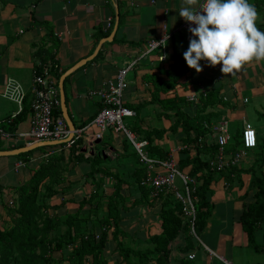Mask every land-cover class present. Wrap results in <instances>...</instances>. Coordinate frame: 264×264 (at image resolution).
Here are the masks:
<instances>
[{"label":"crops","instance_id":"0c3cea01","mask_svg":"<svg viewBox=\"0 0 264 264\" xmlns=\"http://www.w3.org/2000/svg\"><path fill=\"white\" fill-rule=\"evenodd\" d=\"M255 2L256 0H249L253 5ZM184 6L183 0H0V127L14 136L29 131L33 126L31 90L34 78L41 73L40 67L45 68L43 73L52 77L59 87L60 78L55 73H50L52 62L49 60L47 65L43 63L48 55V48L52 45L51 39L59 41V47L54 51L56 64L59 65L57 72L68 70L94 52L99 41L104 38L96 39L97 32L105 33L109 30V35L111 34L118 8L120 19L114 41L104 44L97 59L65 80L69 115L76 128L85 129L82 132L84 138L77 141L79 149L78 145L72 147L69 143L53 146L57 155L53 158L54 172L50 175L53 178L57 175L63 177L55 180L54 186L58 191L49 204L59 206L64 203L54 210L59 215L76 212L80 201L89 198L99 184L103 186L106 200L121 178V194L125 197L122 205L125 209L121 207L119 222L123 233L119 234L118 239L126 247L135 250L152 247V244L144 240L162 232L160 214L163 200H150V204L138 200L143 195L139 186L144 174L136 159L127 166L121 165L128 158L126 152L120 150L119 138L115 137L119 134L112 130L110 133L105 132L102 140L88 142L87 138L99 131L93 123L102 107L97 91L116 75L130 57L135 58L147 40L159 38L165 32L180 26L185 20L179 16V9ZM256 11V26L264 31V9ZM108 22H112V28H108ZM168 48L171 53L183 50L184 42L180 37H174L169 41ZM154 58L152 54L143 62L149 64ZM165 68L168 67L162 64L156 70L151 65L140 66L132 72V87L128 86L125 90L124 100L127 105H133L137 109L135 117L129 118L131 125L135 126L129 128L137 141L148 140L146 150L149 154L153 153L151 148L157 147L161 154H166L162 157H173L179 165L185 162L183 169L190 171L194 165L191 160L197 152L193 148L190 150L187 142L189 138L182 126L172 130L177 119L175 110L166 111L159 103L154 102L153 89L143 79L146 73L155 70V73L161 74V70ZM205 68L211 70V73L205 72ZM220 73L219 64L214 67L203 66L198 73L190 68L182 78L188 88H184L181 95L188 100L189 94L198 92L201 97L193 103L203 105L205 99L216 94L219 101L208 105L205 115L210 125L223 118L229 119L232 136H240L238 124L242 122L244 126L245 120L249 121V113L255 111L257 117L262 119L257 120L256 125L249 122L257 130L258 146L250 151L240 165L226 168L223 170L225 173H214L207 193L211 213L205 226L198 232L200 240L188 225L184 226L170 244L171 264H264V250H257L250 244L249 235L241 222V214L246 206L255 201L258 190V187L252 186L253 177L264 176V61L248 62L235 74L225 75L222 80H218ZM202 88L206 95L202 93ZM12 93L17 99L10 98L9 94ZM196 105L191 104L183 110L194 116L198 109ZM124 136L134 147L127 135ZM206 137L208 144L216 140L209 133ZM24 143L21 140L15 144L0 137V151L21 148L26 146ZM86 143L88 148H94L92 152L86 153L83 147ZM46 147L45 151H33L29 161L21 168L17 167V163L23 157L0 156L1 215L8 207L9 200L18 196L17 187L27 183L43 165L44 153L51 149ZM79 153H83L85 159L77 160L75 157ZM136 155L139 161L137 152ZM207 157L208 155L205 159ZM50 177L41 185L49 182ZM89 209V204L84 206L83 213H87ZM102 211L100 217L108 214L106 206ZM114 229L115 226L112 225L108 230L103 258L107 264H125ZM102 231L100 225L95 228L97 236ZM256 241L259 245L263 244L261 231L256 233ZM192 252L196 257L189 259L188 255ZM149 264L156 262L151 260Z\"/></svg>","mask_w":264,"mask_h":264},{"label":"trees","instance_id":"16d2710c","mask_svg":"<svg viewBox=\"0 0 264 264\" xmlns=\"http://www.w3.org/2000/svg\"><path fill=\"white\" fill-rule=\"evenodd\" d=\"M254 7L257 10L264 9V0H256ZM109 33V30L105 33L97 32L95 38L99 39L101 37H106ZM51 34L54 35L53 33ZM51 40L52 45L48 48V55L45 57L43 63L47 65L50 60L53 64V67L50 68V73H55L56 77L59 79L66 70L60 73L57 72L58 64H56L55 61L54 51L59 47V41L56 38ZM100 52L97 57L100 55ZM183 52L184 51L181 50L170 52L168 58L171 61V66L162 69L160 72L161 74L155 73V70H153L154 72L150 71L144 75L143 79L147 84L151 85L153 89L152 100L154 102L159 103L166 111L175 110L177 119L172 126V130L174 131L179 126H182L187 138H189L187 142L189 143L190 150L193 148L197 152L194 159L191 160L194 162V165L191 170L187 172L199 181L196 189V195L198 197L196 203V231L198 234L205 226L211 213V205L207 200V193L210 191L213 175L214 173L225 172L212 170L210 168V159L218 152L219 144L215 139L212 144H208L206 137L207 133L210 134L212 131L208 117L205 115L206 107L219 100L216 94H212L208 99L203 101L202 105L201 103L189 102L184 95H181V91L184 88H188L187 83L182 82V78L187 75L190 69L183 59ZM97 57L95 59H97ZM131 58L132 57H130V59ZM143 61L138 64L134 70L140 66L151 65V62L145 64ZM44 69V67H40L39 71L41 70V73H39V75L44 74ZM162 95H165V97H162ZM191 104H197L196 107H198L197 114L194 116H191L188 112L183 110L184 107ZM127 106L134 110L137 109L133 105ZM61 113L62 109L60 107L58 111H56V114ZM130 121L129 119L128 126L132 129L133 125H131ZM138 124L140 125V123ZM192 134H194V137ZM191 136L193 137L192 139ZM76 145H78L77 142H75L72 147ZM63 146H65V144ZM49 147L51 149L44 153L42 160L43 165L35 171L32 178L27 183L17 187L18 196L14 198L12 205L9 200L8 207H6L18 208L20 217L18 216L16 218L13 226L7 229H2L0 227V264H107V261L103 258V253L108 241V230L112 225L115 226L114 236L118 240V248L125 264H149L151 260H154L156 264H171L169 260L171 242L179 235L184 226L188 225L190 228L189 223L183 217L182 204L178 202L172 194L162 197L163 208L160 214L162 232L144 240L153 246L138 250L126 247L123 242L118 239L119 234L123 233L119 222L121 218V207L123 206L125 209V206L122 205V200L124 201L125 197L121 194V178L118 179L114 192L108 196L106 200H104L106 194L105 191L102 190L103 186L99 184L97 190L91 193L89 198L80 201V207L76 212H67L64 215H59L55 213L54 210L62 207L64 204L63 202L59 206L49 204V202L46 203L44 208L52 210L53 216L46 215L42 224H40L38 216L35 213L37 208L35 206V201L37 199L39 186H41L46 178L50 176L53 177V175L50 174L52 171L54 172L53 164L55 162L53 158L57 155L56 149L53 146ZM79 148L80 146L78 145L77 149ZM240 148L241 139L239 135L232 136V139L225 145L227 153H234ZM35 150L19 154V156L23 157L21 160L27 163L30 155ZM38 150L45 151L47 147H40ZM151 151L153 153L150 155L154 157L166 155L161 154L160 149L157 147L151 148ZM262 151L264 152V145L262 146ZM49 152L52 153L46 156ZM155 152L159 154L155 156ZM206 155H208L207 159H205ZM75 158L81 161L85 159V155L79 153ZM51 163L52 165H50ZM179 166L182 170H185L183 169L185 162ZM141 169L144 176L140 180L139 187L142 189L143 195L142 198L138 200L150 204V200L153 202L157 199L155 200L151 197V190L146 184H143L146 177V168L141 166ZM62 177L61 175H57L56 178H52L51 181L55 183V180H59ZM252 183L253 187H258L255 193V201L245 207L241 214V222L249 235L250 244L257 250H264V176L259 177L254 175ZM57 191L58 190L54 188L53 194L55 195ZM64 191L67 190L65 189ZM88 204L90 205V209L87 213H83L84 206ZM105 206L108 209V214H102L103 216L100 217ZM1 217L0 213V218ZM90 223L91 227H89ZM98 225L103 229L99 238L95 233V228ZM60 230L61 232H59ZM259 231H261L263 235L262 245H259L256 241V233ZM68 248H71V250L68 251Z\"/></svg>","mask_w":264,"mask_h":264},{"label":"built area","instance_id":"2783aa9c","mask_svg":"<svg viewBox=\"0 0 264 264\" xmlns=\"http://www.w3.org/2000/svg\"><path fill=\"white\" fill-rule=\"evenodd\" d=\"M188 23L184 21L180 26L172 31L165 32L161 37L147 40L144 48L135 58H131L128 62L126 61L118 69L116 75L97 91L102 107L94 117L93 123L97 125L99 131L89 136L87 141L102 140L105 132L111 129L117 132L123 131L133 143L140 163L146 168V177L143 184H146L151 190V197L158 199L172 194L182 204L183 217L189 223L194 236L200 240L196 231V203L198 201L196 189L199 181L190 175L189 172L182 170L173 157L151 156L146 150L148 140L137 141L128 124L125 123L126 118L129 119L136 115L135 110L128 107L124 100L125 90L129 86L127 82L129 72L134 71L138 64L152 54L161 63L169 60L167 47L169 41L174 37H180L183 40L185 44L184 49L186 50L191 35L188 32ZM111 25V22H108V28ZM225 75L228 74L220 73L217 79L222 80ZM201 91L205 95L207 94L204 88ZM31 92L32 128L27 132H20L17 136H14L0 127V137L15 144L24 140V145L41 141H60L69 138L72 130L69 129L63 114H56V111L61 107L60 90L57 82H53L52 77L48 74L37 75L34 78V86ZM9 96L12 99H17L13 93L9 94ZM200 97L201 94L198 92L192 93L188 95V100L196 102L199 101ZM229 124V119L223 118L210 125L212 130L210 134L219 144L218 152L209 162L212 170L223 171L226 168L240 165L242 160L249 155L250 151L258 145L256 128L251 122L245 120L240 138L241 148L234 153H227L225 145L232 139ZM83 130L85 129L76 128L73 131L74 136L72 140L66 142V144L73 145L79 139H83ZM83 147L86 153L94 150L93 147L88 148L87 143ZM51 153H47L46 156ZM25 165L26 163L23 160L17 163L18 168ZM10 204H13V197L10 199ZM97 237L99 238V236ZM212 253L215 254V252ZM188 256L189 259H194L196 254L192 252Z\"/></svg>","mask_w":264,"mask_h":264},{"label":"clouds","instance_id":"9594fccd","mask_svg":"<svg viewBox=\"0 0 264 264\" xmlns=\"http://www.w3.org/2000/svg\"><path fill=\"white\" fill-rule=\"evenodd\" d=\"M183 4L179 16L189 22L191 35L181 51L188 67L198 73L203 66L219 64L223 74L232 75L248 62L264 61V31L256 26L257 11L249 0H183Z\"/></svg>","mask_w":264,"mask_h":264},{"label":"rangeland","instance_id":"374dc122","mask_svg":"<svg viewBox=\"0 0 264 264\" xmlns=\"http://www.w3.org/2000/svg\"><path fill=\"white\" fill-rule=\"evenodd\" d=\"M169 48L167 47V50H168ZM169 52V51H168ZM170 53V52H169ZM168 53V54H169ZM155 56V55H154ZM155 59V58H154ZM153 59V60H154ZM160 64H162V65H164L165 67H170L171 66V61L170 60H167L166 62H164V63H161V62H159L157 59H155L154 61H152L151 62V66H152V68L153 69H157L158 68V66L160 65ZM132 72L133 71H131V72H129V74H128V76H127V82H128V84H129V88L130 87H132L131 86V81H130V76L132 75ZM205 72H210L211 73V70H207L206 68H205ZM199 88V87H198ZM249 105V104H248ZM255 112V111H254ZM250 112L249 113V117H248V119H249V121H251L253 124H255L256 125V121L257 120H261V119H259L258 117H257V113L255 112ZM172 117H174V116H172ZM261 117V116H260ZM170 119V118H169ZM172 120V119H171ZM128 122H129V119L128 118H126L125 119V123L126 124H128ZM239 129L241 130V132H242V122H240L239 124ZM255 127V126H254ZM113 129H111V130H109V131H112ZM108 131V132H109ZM113 132L114 133H116V134H119V135H116L115 137L116 138H119V140H120V150L121 151H123V152H126V154H127V160H126V162H122V164L121 165H125V166H127V164H129L130 163V161H133V162H135V159H136V163L138 162V164L140 165V166H143L139 161H138V159H137V155H136V152H135V149H134V147L132 146V145H130L129 144V142L127 141V140H125V136H124V132L123 131H121V132H117V131H115V130H113ZM241 132H240V138H241ZM110 133V132H109ZM117 145H118V143H116ZM241 146H242V144H241ZM155 156H157V155H155ZM218 176V175H217ZM53 177H51V179H52ZM51 179H50V181L48 182V181H46V183H45V185L44 186H39V190H38V194H37V199H36V201H35V206L37 207L36 208V210H35V213L37 214V216H38V220H39V222H40V224H42V222H43V220H44V218H45V216L46 215H49V216H53L52 214H53V211L52 210H49V209H45L44 208V206L46 205V203H50V201H52V199H53V197H54V188H55V186H54V183L51 181ZM52 182V183H51ZM49 186H50V189H49ZM40 206V207H39ZM40 209H39V208ZM18 208H11V207H9V208H5V210H4V213L1 215L2 217L0 218V227L2 228V229H7L8 227H10V226H13L14 224H15V220H16V218L19 216L20 217V214L18 213ZM15 211V212H14ZM12 214V215H11ZM188 258H189V256H188ZM13 264V263H12Z\"/></svg>","mask_w":264,"mask_h":264},{"label":"water","instance_id":"95a60500","mask_svg":"<svg viewBox=\"0 0 264 264\" xmlns=\"http://www.w3.org/2000/svg\"><path fill=\"white\" fill-rule=\"evenodd\" d=\"M118 8H117V17H116V22H115V26L113 31L111 32V34L109 36H106L104 38H102L98 45L96 46L94 52L86 57L81 59L79 62H77L74 66H72L70 69L66 70L60 77L59 79V90H60V97H61V109H62V113L63 116L65 118V120L67 121V124L69 126V129L72 130L69 138L65 139V140H60V141H41V142H36V143H32L30 145H26L24 147L21 148H17V149H13V150H1L0 151V156H10V155H19L21 153H26L35 149H38L40 147H44V146H54V145H60L66 142H69L72 140L74 133L73 131L76 129V126L74 124V122L72 121L70 115H69V110H68V105H67V96H66V92H65V80L68 76H70L71 74H73L74 72H76L78 69L82 68L83 66H85L88 62L94 60L97 55L99 54V52L101 51L102 47L104 44L108 43V42H113L115 39V35L118 29V25H119V15H118Z\"/></svg>","mask_w":264,"mask_h":264},{"label":"bare ground","instance_id":"6f19581e","mask_svg":"<svg viewBox=\"0 0 264 264\" xmlns=\"http://www.w3.org/2000/svg\"><path fill=\"white\" fill-rule=\"evenodd\" d=\"M100 28H101V27H100ZM100 28H99V29H100ZM111 28H112V27H111ZM103 31H104V30H103ZM117 41H118V40H117Z\"/></svg>","mask_w":264,"mask_h":264}]
</instances>
